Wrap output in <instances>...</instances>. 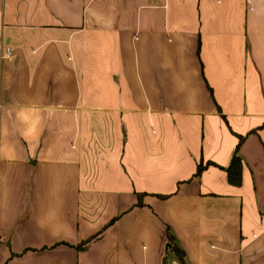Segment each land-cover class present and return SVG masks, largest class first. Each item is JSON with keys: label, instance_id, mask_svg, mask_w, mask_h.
Here are the masks:
<instances>
[{"label": "crops", "instance_id": "1", "mask_svg": "<svg viewBox=\"0 0 264 264\" xmlns=\"http://www.w3.org/2000/svg\"><path fill=\"white\" fill-rule=\"evenodd\" d=\"M169 233L264 264V0H0V264H172Z\"/></svg>", "mask_w": 264, "mask_h": 264}, {"label": "trees", "instance_id": "2", "mask_svg": "<svg viewBox=\"0 0 264 264\" xmlns=\"http://www.w3.org/2000/svg\"><path fill=\"white\" fill-rule=\"evenodd\" d=\"M245 136H240L239 137V143L236 147L235 153L233 155V158L231 159L230 165L228 167H226L225 169L228 172V176L229 179L231 181L237 182L239 183L241 176H242V160L241 157L238 154V149L240 147V145L242 144L243 140H244ZM210 166H219L216 162L211 161V160H201L198 164H197V169H196V173L195 176L198 177L202 174V172L204 170H206L207 168H209ZM221 167V166H220ZM223 168V167H222ZM139 198L137 201V205H142L143 204V193H139L138 194ZM160 197H167L165 195H159ZM168 239H169V244H170V251L171 252H176L179 261L181 262V264H185V252L178 247L176 244L173 243V236L169 233L168 234ZM89 241L85 242L83 245L77 246V249L81 250L85 248V244H87Z\"/></svg>", "mask_w": 264, "mask_h": 264}, {"label": "built area", "instance_id": "3", "mask_svg": "<svg viewBox=\"0 0 264 264\" xmlns=\"http://www.w3.org/2000/svg\"><path fill=\"white\" fill-rule=\"evenodd\" d=\"M11 53H12V51L10 50V49H8V51H7V54L8 55H11ZM172 264H181L179 261H177V260H174L173 262H172Z\"/></svg>", "mask_w": 264, "mask_h": 264}]
</instances>
